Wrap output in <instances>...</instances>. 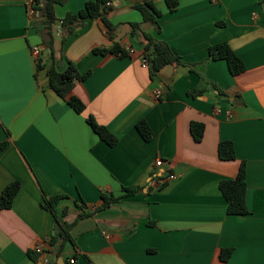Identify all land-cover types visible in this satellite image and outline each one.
Masks as SVG:
<instances>
[{
	"label": "crops",
	"instance_id": "1",
	"mask_svg": "<svg viewBox=\"0 0 264 264\" xmlns=\"http://www.w3.org/2000/svg\"><path fill=\"white\" fill-rule=\"evenodd\" d=\"M62 1L58 22L91 0ZM105 1L112 36L101 18L88 19L64 45L59 24L50 31L30 17L25 0H0V144L9 145L0 156V196L21 184L13 207L0 211V264H264L261 0H178L174 12L165 0ZM147 1L162 14L161 33L135 9ZM144 34L168 44L185 65L167 66L153 80L141 62ZM221 43L243 62V74L211 60L209 49ZM115 45L128 56L95 54ZM68 63L90 74L72 93L86 107L82 114L49 86V70ZM194 90L205 93L194 98ZM90 116L118 138L115 147L93 132ZM140 121L154 134L150 143L137 131ZM193 123L205 128L200 143ZM223 142L233 143L234 161L220 160ZM242 163L249 215L229 216L219 185L235 179ZM130 187L140 192L79 220L82 202L93 211L103 193L121 197ZM44 194L67 197L57 211L75 223L76 246H49L59 230ZM39 245L43 255L34 252ZM223 250H233L228 262Z\"/></svg>",
	"mask_w": 264,
	"mask_h": 264
},
{
	"label": "trees",
	"instance_id": "2",
	"mask_svg": "<svg viewBox=\"0 0 264 264\" xmlns=\"http://www.w3.org/2000/svg\"><path fill=\"white\" fill-rule=\"evenodd\" d=\"M167 6L171 12H174L178 6V0H165ZM62 0H35L34 9L35 16L42 19L45 27L50 31L59 24L61 37L63 38V44L75 34V32L86 24L88 19L101 18L108 29L109 34L115 31V27L106 18L108 10L106 8L105 0H91L89 1L84 10L78 14H68L63 21H59L56 18L55 8L58 5H62ZM261 5L264 6V0H261ZM142 15L144 23H154L157 26V32L161 33V28L158 23V19L162 14L157 10L155 4L151 1H147L144 4L137 5L135 7ZM134 30L140 29V25H132ZM146 39V45L144 50V56L149 62L150 76L155 80L158 74L167 66H183L181 58L175 54L171 47L158 41L154 37L144 34ZM95 54L107 55L112 54L118 57H127L128 53L123 50L119 45L111 50H95ZM209 56L213 61H225L229 68L230 73L233 76H238L246 71L245 65L231 49L228 43H221L213 46L209 49ZM195 67H192L194 69ZM90 74L82 75L78 71L77 67L73 63H68V66L64 70H58L52 67L48 72L49 86L61 99H63L68 106L74 110L77 114H82L85 111V105L75 96H73V90L79 82L87 80ZM205 93L204 90H194L189 93L190 96L196 98ZM87 124L93 130V132L108 146L115 147L119 140L112 134L106 127L101 126L96 120L90 116L87 119ZM137 131L143 140L150 143L154 134L150 129L146 121H140L137 126ZM205 128L203 125L193 123L191 125V134L195 142L200 143L204 137ZM8 143L0 144V156L7 149ZM219 158L222 161H234L236 159L235 149L232 142H223L219 145ZM219 189L227 202V213L229 216L244 217L249 215V209L247 206V176H246V164L242 163L239 169L237 177L233 180L222 181L219 185ZM21 191V184L15 182L10 184L0 196V211L9 210L13 207L15 198ZM140 192L139 188L130 187L123 189V195L121 197H115L112 194L103 193V204L93 211H89L85 203L78 205L81 211L79 220L88 218L95 213L109 209L113 204L119 201L135 196ZM65 196L48 197L44 194L43 207L49 211L54 218L55 226L59 230L58 236H53L49 242L51 248L59 245V249L62 251L67 243L72 246H76L75 240L71 235V231L75 226V223H68L65 221L66 210L59 215L57 207L65 200ZM233 255V250H223L220 254V259L223 262H228Z\"/></svg>",
	"mask_w": 264,
	"mask_h": 264
},
{
	"label": "built area",
	"instance_id": "3",
	"mask_svg": "<svg viewBox=\"0 0 264 264\" xmlns=\"http://www.w3.org/2000/svg\"><path fill=\"white\" fill-rule=\"evenodd\" d=\"M25 1H26V7H27V10H28V13H29L30 17H34L35 16V13H36L35 12V9H34V2H35V0H25ZM105 6H106V8H111L112 4L111 3H106ZM57 36L58 37H61L60 28H59V30L57 32ZM128 52H129L130 55H133L135 53L134 50H132V49L129 50ZM33 55L36 58H38L40 56V49L39 48H34L33 49ZM141 62H142V67L143 68L148 69L150 67L149 62L145 58L144 55L142 57ZM162 96H163L162 90H157L155 92V94H154V97H155V100L156 101H160L161 98H162ZM228 114H230V113H228ZM163 165H164V162L161 159L157 160L156 163H155V166L158 167V168H161ZM169 180L170 181L176 180V177L175 176H170L169 177ZM165 184L166 183H162L161 185H165ZM34 252L36 254L43 255L44 254V246L43 245H39V246L35 247L34 248ZM70 263L71 264H75V261H70Z\"/></svg>",
	"mask_w": 264,
	"mask_h": 264
}]
</instances>
